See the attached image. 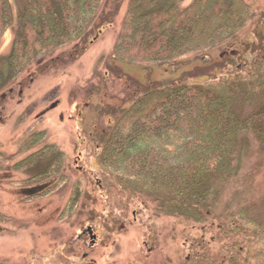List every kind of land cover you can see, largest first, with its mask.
Masks as SVG:
<instances>
[{
  "label": "trees",
  "instance_id": "1",
  "mask_svg": "<svg viewBox=\"0 0 264 264\" xmlns=\"http://www.w3.org/2000/svg\"><path fill=\"white\" fill-rule=\"evenodd\" d=\"M122 1L99 16L105 0H0V42L9 28L14 30L10 50L0 53V102L21 74L34 64L52 62L47 57L57 50L74 46L76 56L83 53ZM256 15L247 0H128L108 62L110 67L133 62L148 69L186 66L239 36ZM261 48L252 43L253 52ZM219 63L226 71L202 82L187 72L148 83L136 80L128 100L110 108L114 118L108 127L92 138L103 168L102 182H94V188L106 189L109 200L126 192L137 199L145 195L156 214L203 227L209 237L185 235L183 264H264V222L248 206L225 218L215 208L243 165L248 147L241 136L253 132L264 151V56L233 54ZM46 138L45 129L33 131L11 157L0 154V170L9 164L16 172L33 171L19 182L40 188L37 196L70 179L68 154ZM74 185L67 214L74 213L83 191L101 198L81 180ZM6 217L0 212V221Z\"/></svg>",
  "mask_w": 264,
  "mask_h": 264
},
{
  "label": "rangeland",
  "instance_id": "2",
  "mask_svg": "<svg viewBox=\"0 0 264 264\" xmlns=\"http://www.w3.org/2000/svg\"><path fill=\"white\" fill-rule=\"evenodd\" d=\"M247 1L257 12L250 26L186 66L148 69L122 62L120 67H110L128 5L123 0L110 24L79 56L74 46L63 47L47 57L52 62L34 64L21 74L14 90L0 102V154L11 157L29 133L45 129V141L58 144L68 154L70 179L57 190L37 196L40 188L19 182L33 171L16 172L9 164L0 170V212L7 216L0 221V264H183L188 248L185 235L210 236L198 224L156 214L145 195L137 199L126 192L109 200L106 189H95L94 182H102L103 168L92 138L97 130L108 127L114 118L110 108L128 100L136 80L148 83L187 72L196 74L193 81L202 82L225 72L219 62L233 54L264 56V37L261 41L259 36H264V0ZM116 3L105 0L99 16L104 10L107 14L115 10ZM13 37L14 30L9 28L2 36L0 53L10 50ZM252 43L262 46L261 52H253ZM240 140L248 147L243 165L216 200V212L225 218L248 206L250 214L264 222V151L253 132ZM76 180L101 198L93 199L83 191L74 213L67 214ZM91 215L93 222L87 220ZM79 245L89 249L81 250Z\"/></svg>",
  "mask_w": 264,
  "mask_h": 264
},
{
  "label": "flooded vegetation",
  "instance_id": "3",
  "mask_svg": "<svg viewBox=\"0 0 264 264\" xmlns=\"http://www.w3.org/2000/svg\"><path fill=\"white\" fill-rule=\"evenodd\" d=\"M89 233H91V234H92V230H91V231H89Z\"/></svg>",
  "mask_w": 264,
  "mask_h": 264
},
{
  "label": "water",
  "instance_id": "4",
  "mask_svg": "<svg viewBox=\"0 0 264 264\" xmlns=\"http://www.w3.org/2000/svg\"><path fill=\"white\" fill-rule=\"evenodd\" d=\"M92 237H95V235H92Z\"/></svg>",
  "mask_w": 264,
  "mask_h": 264
}]
</instances>
